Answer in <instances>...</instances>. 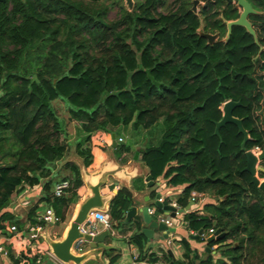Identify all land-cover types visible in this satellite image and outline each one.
<instances>
[{
  "label": "trees",
  "instance_id": "trees-1",
  "mask_svg": "<svg viewBox=\"0 0 264 264\" xmlns=\"http://www.w3.org/2000/svg\"><path fill=\"white\" fill-rule=\"evenodd\" d=\"M193 1L167 6V0H138L132 9L125 0L0 2V142L9 141L8 155L14 158L12 165L0 167V212L16 188L31 180L29 173L34 180L40 172L49 177V166L66 153L68 131L54 106L60 102L69 122L87 134L86 145L92 134L109 128H132L138 135L162 124L161 140L154 144L149 137L142 162L153 180L185 187L178 200L183 209L193 192L216 198L206 214L191 212L185 220L196 234L221 231L223 237L210 248L231 243L218 249L217 261L199 264H264V190L257 191L245 171L246 153L264 146V130L255 116L258 91L264 88V79L256 76L264 59L263 40L258 35L257 43L244 27H233L227 38L226 23L238 20L239 11L219 2L198 14ZM201 29L218 39L209 44ZM229 101L241 104L233 116L249 134L245 146L233 124L215 134ZM77 149L88 167L92 151ZM129 152L126 144L116 149L118 156ZM66 167L69 179L47 184L46 201L59 216L65 195L75 203L85 190L79 167ZM259 176L264 179V173ZM63 182L70 186L57 198L55 187ZM132 204V194L122 189L110 205V218L121 234L133 229L144 260L141 225L125 218ZM11 220L2 214L0 230ZM148 257L150 264L160 261ZM11 259L13 264L36 261L26 251L21 259Z\"/></svg>",
  "mask_w": 264,
  "mask_h": 264
},
{
  "label": "crops",
  "instance_id": "crops-1",
  "mask_svg": "<svg viewBox=\"0 0 264 264\" xmlns=\"http://www.w3.org/2000/svg\"><path fill=\"white\" fill-rule=\"evenodd\" d=\"M70 123L77 124L76 122ZM80 130L78 137L71 135L68 131L69 147H67V151L62 158L49 166L51 175L44 178L42 172H40L37 173V178L34 180L33 175L29 173L28 176L34 181H25V183L17 187L10 199L8 207L0 212V217L2 214L7 213L12 218V220L6 224V230H0V248L3 250L0 251V264H13L11 257L14 259H21V256L24 255V251L30 253L32 258H36V261L33 262L35 264H62L61 262H56L54 260L53 256L50 254L48 245L43 238L30 241L28 229L30 226L37 224L38 217L43 215L47 209H52L55 216L59 218L60 222L58 223L60 224L58 226H55L56 224H48L45 225V228L48 226V233L53 240L63 239L64 233L76 213L77 203L87 193V189L84 185V194L75 203L69 202L71 195L66 194L64 198L67 201L61 209V215L59 216L55 211L54 206L46 201V197L49 194L47 184L50 180L59 182L64 179H69L72 176L71 171L67 169L66 165L69 163H75L79 167V162L83 161V159L78 156L77 151V148L80 145L82 146V149L89 148L92 151L93 157L91 159V164L87 167V170L90 173L99 171L109 158L113 157L120 166L131 167L130 171L135 170L137 174L145 175V177L136 178L132 181L134 191L137 195L136 204L133 203L131 208L136 207L138 213L133 219H131V222L134 224L139 223L141 225L139 235H144L140 233L146 228L142 215L139 214L140 208L146 206L150 207V209L154 211L152 214L154 220H159L160 215H165V212L159 211L155 206V203L158 202L160 197L166 199L164 205L176 203L179 208V216L173 218V227L169 228L172 231H169L167 236L163 233L155 232V237L151 241L145 236L146 259L143 260L141 258L143 255H141L137 242H134V239L132 238V229L124 234L117 231H115V234L111 233L112 238L105 241L106 246L111 249L104 252L99 251L97 255L83 264H150V258L148 256L159 258L160 261L158 264H168L169 261L166 259L167 257L173 262H185V264H199L201 260H207L209 258H213L215 262L220 258L218 249L223 246H229L231 243L226 242L210 248L209 244L211 243H207L210 238L206 242H201L200 238L195 239L197 236L196 233L189 230L188 224L185 220L186 215L191 212H198L201 215L206 214L205 207L207 205H216V198L206 195V197L198 204L193 205L189 202V206L186 209H183L179 206L178 200L182 198L185 187H173L168 185L166 179L160 178L156 181L154 180L155 184L152 188H148L146 177L150 176V171L142 162L141 155L144 152L145 146L149 142V137L154 144L158 142L155 140V137L152 135L148 136L149 134L147 135V132H144L143 137L144 135H147L148 138L144 139L138 136L137 141L132 142L130 152L118 156L116 149L120 144V139H123V143L121 144L126 143L127 129L125 130V128L118 127L109 128L106 132L100 131V140L94 138V134H96L94 133L90 136L91 141L89 145H86L85 141L87 134L84 133L82 129ZM118 131L119 133L117 134L116 132ZM114 136L115 141L118 144L116 149L113 148ZM2 142H0V167L10 166L14 162V158L8 155V150L10 148L9 141ZM137 152H139L140 155L138 161H135L134 157ZM3 155L4 158H1ZM124 188H127V186L123 182L110 177L108 188L103 193L110 194L114 191H117L118 193ZM51 191L52 192L50 193H53V188ZM56 206H58L57 203ZM104 213L110 216V204L107 206ZM125 218H127V213ZM12 227H16L19 234L12 232ZM102 231L104 230H101V232ZM42 242L45 244L42 245ZM89 251H91V247L90 244L87 243L85 253ZM8 253L10 254V257ZM136 256H138V258L135 261L134 258ZM252 264L256 263L254 262Z\"/></svg>",
  "mask_w": 264,
  "mask_h": 264
},
{
  "label": "water",
  "instance_id": "water-1",
  "mask_svg": "<svg viewBox=\"0 0 264 264\" xmlns=\"http://www.w3.org/2000/svg\"><path fill=\"white\" fill-rule=\"evenodd\" d=\"M6 0H0V2H5ZM215 0H194L193 1V12H197V7L199 3H209ZM129 9H132L134 6V0H125ZM227 2L233 4V0H227ZM237 3V6L243 9L240 17L236 21L227 22L228 35L227 38L231 35V31L233 27H244L247 32L252 35L256 39V33L252 27V25L248 21V16L251 14H255L253 7L247 0H234ZM202 37L206 38L209 41V44H213L217 36L210 34H202ZM240 103L235 102H227L222 107V119L218 123H216V131L215 134L219 136L220 129L225 127L227 124L235 125L239 133L244 136L243 146L247 144L249 141V134L245 130L243 126V121L237 119L233 116L234 110L240 107ZM113 148H117L118 144L115 141V136L113 137ZM143 151V150H142ZM140 153L137 152L135 154L134 160L138 161ZM247 167L245 169L252 176V182L254 188L258 190H264V182L261 183L257 178V173H264V170L257 168L259 162H264V150L259 158H256L252 153H246ZM131 167H123L120 166L115 158L110 157L109 160L103 165V167L95 172L90 173L87 170V166L84 161L79 162V169L81 173V178L83 184L87 189V193L84 195L82 199H80L77 203L76 213L71 223L69 224L67 230L64 233L63 239L53 240L48 233V226L41 233V237L48 245V249L50 254L57 259L62 264H83L90 258H93L95 255L99 253V251H109L111 248L106 246L105 241L107 239H111L112 235L109 231H102L96 236L92 237L89 235H82L80 232L81 225L85 223L88 219L91 212H102L104 213L107 209V206L113 202L115 197L117 196V191H114L110 194H104L103 192L108 188L109 178L113 177L114 179L123 182L127 189L132 194L133 203L136 204V192L134 191L132 181L136 178L145 177V175H139L135 170L130 171ZM146 182L148 183V188H152L154 186V180L152 176L146 177ZM159 198V196H158ZM156 208L159 211L165 212L166 217L175 218V213L177 210L171 205H163L159 202L155 203ZM138 210L136 207L131 208L127 212L126 222L130 223L131 219H133ZM139 214L142 215L143 222L146 226L140 234H144L149 241L153 240L155 237V232H160L167 236L169 229L165 224L160 222L159 220H154L152 215L150 214V207L146 206L144 208L139 209ZM202 231L195 237V239H199ZM223 237L221 235V231H217L214 237H211L207 243H213L215 241L220 240ZM84 239L87 243L90 244L91 251L83 253L82 255H77L73 252L74 243L79 240Z\"/></svg>",
  "mask_w": 264,
  "mask_h": 264
},
{
  "label": "built area",
  "instance_id": "built-area-1",
  "mask_svg": "<svg viewBox=\"0 0 264 264\" xmlns=\"http://www.w3.org/2000/svg\"><path fill=\"white\" fill-rule=\"evenodd\" d=\"M119 143L120 144L123 143V139H120ZM263 150H264V146H256L248 152L252 153L256 158H259V156L262 154ZM69 186H70L69 182H63V183L58 184L54 190L55 197L60 198V197L64 196V194H65L66 190L69 188ZM205 197H206L205 194L193 192L191 194V197H190V202H191V204L196 205L201 200H203ZM165 200L166 199L164 197H160L158 199V202L164 205ZM170 205L177 210V212L175 213V217L179 216L178 205L176 203L170 204ZM153 213H154V211L150 209V214L152 215ZM173 220H174L173 218L166 217L165 215H162V216L160 215V218H159V221L162 222L163 224H165L168 228L173 227ZM58 222H60V220H59V218H57L55 216L54 211L52 209H47L43 215L38 217L37 224L29 227L28 233H29L30 241H35L39 238H42L41 233L44 231L45 225H48V224H54L55 225ZM11 230L15 234H19L17 232L16 227H12ZM101 230L109 231L112 234L116 233L114 228H113V223L111 221V218L108 214L101 213V212H91L88 219L85 221V223L81 225L80 232L82 235H89V236L94 237L97 234H99L101 232ZM196 235H198V234H196ZM215 235H216V233L214 232V230H209L208 233L202 232V234L200 235L199 238H202L206 242L209 238L214 237ZM86 245H87L86 240H84V239L77 240L73 245V252L77 255H82L83 253H85ZM0 251H3V250L0 248ZM3 253H5V252H3ZM137 258H138V256H136L134 258V260L136 261ZM54 260L56 262H59L55 258H54Z\"/></svg>",
  "mask_w": 264,
  "mask_h": 264
},
{
  "label": "rangeland",
  "instance_id": "rangeland-1",
  "mask_svg": "<svg viewBox=\"0 0 264 264\" xmlns=\"http://www.w3.org/2000/svg\"><path fill=\"white\" fill-rule=\"evenodd\" d=\"M135 1H138V0H134V3H135ZM173 1L174 0H167V2H168L167 3V6L171 5L173 3ZM201 7H199V9H201ZM199 13L200 12H198V14ZM114 16H115V13L112 14V18H114ZM199 33H201V34L203 33L204 34V31L201 29L199 31ZM261 46H262L263 52H264V41L261 44ZM263 65H264V59L259 60V63L257 65V69H256V71H257L256 72V76L259 77V78H263L264 79V70H261L260 69ZM259 91L260 92H258V94H259L260 97H259V102L257 103V108H256V111H255V116L257 117L258 126H260L262 130H264V126H263V120H264V88L263 89H260ZM54 106L56 108L57 114H59L60 118L65 121V126H66L65 128H66V130L69 131L71 135H73L75 137H78L79 131H81L80 130L81 128L79 127L78 124H74V123H70L69 122V120H70L69 119V115H68L67 109L64 106V104H62L60 102H57V103L54 104ZM261 122H262V124H261ZM162 127H163V125L160 124L159 127H155L153 130L150 131V133H148L149 135L148 134L147 135L148 136H151L152 135L153 137H155V140L160 141L161 140V137H162V134H161ZM116 133L118 134L119 131L116 132ZM99 136H100L99 132H97L96 134H94V138H97V140H100V137ZM138 136H140L141 138H145V136L143 137V132H141L140 134L137 135L132 128H128L127 129V132H126L127 140H126V143L125 144L126 145H129V147H131L132 146V142L133 141L134 142L137 141V137ZM258 177H259V179L261 181L264 180V179H261L260 176H258ZM207 196H210V195L207 194ZM59 224L60 223H57L55 226H58ZM32 264H35V263H32Z\"/></svg>",
  "mask_w": 264,
  "mask_h": 264
},
{
  "label": "flooded vegetation",
  "instance_id": "flooded-vegetation-1",
  "mask_svg": "<svg viewBox=\"0 0 264 264\" xmlns=\"http://www.w3.org/2000/svg\"><path fill=\"white\" fill-rule=\"evenodd\" d=\"M250 4H251V6L253 7V10L255 11V14H251V15H249L248 16V21H249V23L252 25V27H253V29H254V31H255V33H256V42L257 43H259V41L257 40V38L261 41V40H263L264 41V36H263V31H262V29H264V0H247ZM219 2H223L224 4H225V8H228V7H231L232 9H237L238 11H239V13H240V15H241V13L243 12V9L242 8H240V7H238L237 6V3L236 2H234V0H233V4H231V3H229V2H227V0H215V1H213V2H209V3H199V5H198V7H197V12H200L201 11V9H203V8H205V7H207V6H209V4H214L215 6L216 5H218V3ZM202 6V7H201ZM199 7H201V9H199ZM216 8V7H215ZM258 17L259 18V20L258 21H254L253 20V17ZM259 35V36H258ZM215 36H217V39H218V35L217 34H215ZM216 39V40H217ZM261 52H263V48L261 47ZM261 89H263V88H261ZM258 92H260V91H258ZM261 124H262V122H261ZM262 163H264V162H259V164H258V166H257V168H260V169H262V170H264L262 167H261V164ZM259 174H260V172L259 173H257V178L259 179ZM260 180V179H259ZM260 182L261 183H263L264 182V180H260Z\"/></svg>",
  "mask_w": 264,
  "mask_h": 264
}]
</instances>
